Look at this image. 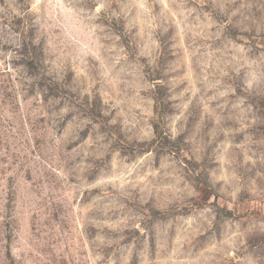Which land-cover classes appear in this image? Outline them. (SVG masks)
Here are the masks:
<instances>
[{"label": "rangeland", "instance_id": "1", "mask_svg": "<svg viewBox=\"0 0 264 264\" xmlns=\"http://www.w3.org/2000/svg\"><path fill=\"white\" fill-rule=\"evenodd\" d=\"M0 264H264V0H0Z\"/></svg>", "mask_w": 264, "mask_h": 264}]
</instances>
